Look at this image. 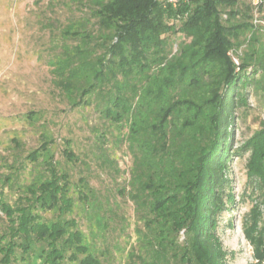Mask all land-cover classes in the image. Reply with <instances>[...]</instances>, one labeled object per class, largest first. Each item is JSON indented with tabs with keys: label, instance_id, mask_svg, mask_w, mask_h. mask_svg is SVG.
<instances>
[{
	"label": "trees",
	"instance_id": "obj_1",
	"mask_svg": "<svg viewBox=\"0 0 264 264\" xmlns=\"http://www.w3.org/2000/svg\"><path fill=\"white\" fill-rule=\"evenodd\" d=\"M166 1L71 0L81 14L60 30L73 42L53 61L54 83L72 106L92 105L104 122L128 127L133 163L117 191L138 222L125 264H229L217 228L235 210L228 161L237 108L264 77V23H254L264 0L257 12L252 0ZM99 132L105 141L110 129ZM54 141L43 135L26 155L40 166L31 180L19 183L22 165L4 177L17 197L0 189V264H117L111 245L94 249L72 214L78 200L98 208L106 201L87 176L73 182L60 160L44 155ZM63 144L64 162L77 164L73 139ZM240 150L250 152L248 177L264 187V122ZM250 213L245 235L264 264V221L257 205ZM111 218L99 221L107 229L126 222Z\"/></svg>",
	"mask_w": 264,
	"mask_h": 264
},
{
	"label": "rangeland",
	"instance_id": "obj_2",
	"mask_svg": "<svg viewBox=\"0 0 264 264\" xmlns=\"http://www.w3.org/2000/svg\"><path fill=\"white\" fill-rule=\"evenodd\" d=\"M80 14L81 10L71 0H0V189L10 201L15 200L17 193L4 177L15 170L11 165H22L20 177L16 178L19 183L31 180L40 166L26 159V155L42 143L43 135H49L55 141L44 155L53 154L60 160L70 170L73 182L82 175L87 176L98 196L106 201L99 208L92 202L76 201L72 214L76 215L86 241L98 250L111 245L116 263L125 264L127 251L136 243L138 222L132 201L117 191L128 180L133 163L127 142L123 140L128 127L104 122L92 105L72 106L54 83L53 61L65 42H73L65 41L60 30ZM263 14L256 13L264 23ZM180 39L179 34L177 40ZM245 46L238 49L239 54ZM232 53L237 61L236 52ZM258 77L260 83L248 87L246 103L237 108L231 142L233 154L228 161V174L236 195L235 210L232 214L224 211L217 228L228 252L229 264H260L243 223L254 205L261 214L260 221H264V187L248 177L246 163L250 152L240 150L264 122V77ZM30 111L35 114L30 115ZM96 127L98 132L94 130ZM101 129H110L105 141L99 132ZM65 137L73 139V148L80 157L77 164L64 162ZM112 206L119 216L109 213L108 208ZM103 215L119 223L125 217L126 222L107 229L99 221ZM47 216H52V212ZM3 222L4 215L0 212V228ZM67 264L78 263L67 261Z\"/></svg>",
	"mask_w": 264,
	"mask_h": 264
},
{
	"label": "built area",
	"instance_id": "obj_3",
	"mask_svg": "<svg viewBox=\"0 0 264 264\" xmlns=\"http://www.w3.org/2000/svg\"><path fill=\"white\" fill-rule=\"evenodd\" d=\"M189 1H191V0H167L166 2L168 4H171L172 6L176 7L181 2H189ZM252 3H253L254 11L257 12L259 10L261 0H252ZM257 22H258V19H257V15H256L254 23H257Z\"/></svg>",
	"mask_w": 264,
	"mask_h": 264
}]
</instances>
